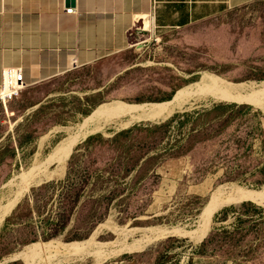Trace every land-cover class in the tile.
<instances>
[{
	"label": "rangeland",
	"instance_id": "374dc122",
	"mask_svg": "<svg viewBox=\"0 0 264 264\" xmlns=\"http://www.w3.org/2000/svg\"><path fill=\"white\" fill-rule=\"evenodd\" d=\"M135 25L1 95L0 264H264V0Z\"/></svg>",
	"mask_w": 264,
	"mask_h": 264
},
{
	"label": "crops",
	"instance_id": "0c3cea01",
	"mask_svg": "<svg viewBox=\"0 0 264 264\" xmlns=\"http://www.w3.org/2000/svg\"><path fill=\"white\" fill-rule=\"evenodd\" d=\"M254 0H0V85L6 67L27 83L61 71L115 62L141 15L154 32L182 28ZM74 8L73 13L66 8Z\"/></svg>",
	"mask_w": 264,
	"mask_h": 264
},
{
	"label": "built area",
	"instance_id": "2783aa9c",
	"mask_svg": "<svg viewBox=\"0 0 264 264\" xmlns=\"http://www.w3.org/2000/svg\"><path fill=\"white\" fill-rule=\"evenodd\" d=\"M66 12L68 13H73L74 12V8L72 7H68L66 8ZM14 75V80L16 82L15 85H11V76L12 74ZM3 79H2V83L0 85V87H3L4 89L6 88L7 84L9 83V87L11 88V90L9 92H5L0 94V99H2L1 95H4L6 99H12V98H16L20 93L21 89L23 88V85L26 84L24 78H23V71L21 68L18 67H7L4 68L3 70ZM3 89V90H4Z\"/></svg>",
	"mask_w": 264,
	"mask_h": 264
},
{
	"label": "water",
	"instance_id": "95a60500",
	"mask_svg": "<svg viewBox=\"0 0 264 264\" xmlns=\"http://www.w3.org/2000/svg\"><path fill=\"white\" fill-rule=\"evenodd\" d=\"M65 2V5L68 6V5H74L75 3V0H64Z\"/></svg>",
	"mask_w": 264,
	"mask_h": 264
}]
</instances>
